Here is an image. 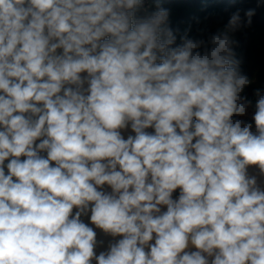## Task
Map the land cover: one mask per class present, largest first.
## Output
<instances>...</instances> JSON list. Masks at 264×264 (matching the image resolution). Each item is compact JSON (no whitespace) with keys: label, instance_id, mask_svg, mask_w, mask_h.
I'll return each instance as SVG.
<instances>
[{"label":"clouds","instance_id":"obj_1","mask_svg":"<svg viewBox=\"0 0 264 264\" xmlns=\"http://www.w3.org/2000/svg\"><path fill=\"white\" fill-rule=\"evenodd\" d=\"M261 7L192 37L163 0H0V264H264Z\"/></svg>","mask_w":264,"mask_h":264},{"label":"trees","instance_id":"obj_2","mask_svg":"<svg viewBox=\"0 0 264 264\" xmlns=\"http://www.w3.org/2000/svg\"><path fill=\"white\" fill-rule=\"evenodd\" d=\"M164 6L171 9L172 27L179 28L182 34L191 26L192 37L199 35L198 29L204 28V36L223 26L231 12L237 8H255L257 0H163ZM207 17V19H205ZM199 19V23H197ZM238 46L235 48L238 57H243L242 71L254 83L245 89V94L255 102L253 91L264 89V7L257 8L253 24L236 33Z\"/></svg>","mask_w":264,"mask_h":264},{"label":"water","instance_id":"obj_3","mask_svg":"<svg viewBox=\"0 0 264 264\" xmlns=\"http://www.w3.org/2000/svg\"><path fill=\"white\" fill-rule=\"evenodd\" d=\"M253 174H257V173L254 172ZM258 178L264 180V177H258ZM105 187H107V186H105ZM174 195H176V194L174 193ZM97 231L99 232L100 230H97ZM101 238H102V237H101ZM117 239H119V237H117ZM102 250H104L103 247L98 248V249H97V253H99V251H102ZM94 264H95V262H94Z\"/></svg>","mask_w":264,"mask_h":264},{"label":"rangeland","instance_id":"obj_4","mask_svg":"<svg viewBox=\"0 0 264 264\" xmlns=\"http://www.w3.org/2000/svg\"><path fill=\"white\" fill-rule=\"evenodd\" d=\"M253 111H254V109H253V108H250V109H249V114H248V116L244 117V119H250L251 114H252Z\"/></svg>","mask_w":264,"mask_h":264}]
</instances>
